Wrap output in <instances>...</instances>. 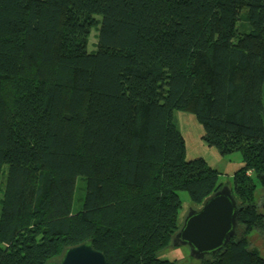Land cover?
Listing matches in <instances>:
<instances>
[{"label": "trees", "instance_id": "obj_1", "mask_svg": "<svg viewBox=\"0 0 264 264\" xmlns=\"http://www.w3.org/2000/svg\"><path fill=\"white\" fill-rule=\"evenodd\" d=\"M175 109L243 161L235 234L200 264H264L249 238L264 239V0H0V264L88 241L106 264H175L157 254L182 225L178 192L197 208L223 186L186 160Z\"/></svg>", "mask_w": 264, "mask_h": 264}, {"label": "rangeland", "instance_id": "obj_2", "mask_svg": "<svg viewBox=\"0 0 264 264\" xmlns=\"http://www.w3.org/2000/svg\"><path fill=\"white\" fill-rule=\"evenodd\" d=\"M243 29L247 28L245 22H243ZM98 27H93L88 38L87 49L89 52L96 50ZM174 122L182 134L186 145V160H192L196 158H203L207 164L216 169L220 175L218 182L223 186L233 187L234 174L242 166V155L240 152H233L230 154H221L214 146L209 145L203 138L204 127L198 121L194 113L185 111L182 109H175L173 111ZM7 166H5V171ZM4 184V179L2 180ZM0 190V200L3 197V186ZM86 180L79 176L76 181L75 197L72 206V213H77L83 207L85 198ZM179 197L182 201V207L179 211L180 220L183 222L184 217L189 211L196 207V204L192 202L188 192L179 191ZM256 201L259 203V209L264 213V187L260 184L256 189ZM251 247L260 251V254L264 256V239L258 234L252 233L250 235ZM211 254H207L205 257H209ZM157 257L160 259H167L174 261L175 264H200L201 259H196L191 256V251L188 245H174L171 244L158 252Z\"/></svg>", "mask_w": 264, "mask_h": 264}, {"label": "water", "instance_id": "obj_3", "mask_svg": "<svg viewBox=\"0 0 264 264\" xmlns=\"http://www.w3.org/2000/svg\"><path fill=\"white\" fill-rule=\"evenodd\" d=\"M239 207L231 187L222 186L184 217L172 238L174 245H188L191 256L204 259L221 249L235 234ZM46 264H106L105 255L90 241L65 250L58 260Z\"/></svg>", "mask_w": 264, "mask_h": 264}]
</instances>
